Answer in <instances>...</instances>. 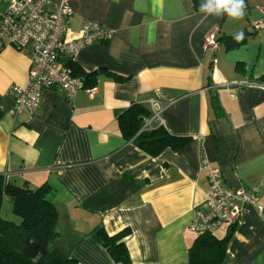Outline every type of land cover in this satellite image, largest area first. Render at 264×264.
<instances>
[{
  "label": "crops",
  "instance_id": "crops-1",
  "mask_svg": "<svg viewBox=\"0 0 264 264\" xmlns=\"http://www.w3.org/2000/svg\"><path fill=\"white\" fill-rule=\"evenodd\" d=\"M67 1L73 32L85 19L112 31L74 56L94 72L92 96L80 90L69 101L42 87L31 116L13 114L9 88L26 83L32 55L29 45L0 44V173L17 186H49L58 213L50 245L79 264H111L98 231L127 228L132 264H188L196 233L187 224L209 188L204 157L222 184L257 189L221 264H264V30L247 28L264 0H245L242 19L201 12L207 0ZM9 2L0 0V15ZM212 29L218 45L204 49ZM151 99L165 130L187 138L177 149L150 155L122 136L119 115L133 103L151 111Z\"/></svg>",
  "mask_w": 264,
  "mask_h": 264
},
{
  "label": "built area",
  "instance_id": "built-area-1",
  "mask_svg": "<svg viewBox=\"0 0 264 264\" xmlns=\"http://www.w3.org/2000/svg\"><path fill=\"white\" fill-rule=\"evenodd\" d=\"M72 13L67 0L54 3L49 0H10L8 8L0 15V44L16 48L29 45L32 55L26 83L9 88L14 100L13 114L31 116L39 107L42 87L63 89L69 101L80 90L89 96L96 91L95 85L86 86L83 78L72 75L65 61H73L84 46L107 42L112 31L96 21L85 19L79 30L73 32L68 25ZM247 28L264 30V8L258 18L248 22ZM215 33L216 30L212 29L204 35V49L217 47ZM259 86L264 88V83L260 82ZM148 104L151 114L144 120L141 130L162 125L159 117L162 106L153 99ZM200 167L207 170L209 188L203 201L192 208L187 224L189 230L213 232L223 226L236 225L246 206L257 202L256 187L231 188L222 184L219 168L211 166L204 157Z\"/></svg>",
  "mask_w": 264,
  "mask_h": 264
},
{
  "label": "trees",
  "instance_id": "trees-1",
  "mask_svg": "<svg viewBox=\"0 0 264 264\" xmlns=\"http://www.w3.org/2000/svg\"><path fill=\"white\" fill-rule=\"evenodd\" d=\"M240 37L241 34L227 38L230 43L237 42ZM65 65L72 75L83 78L85 84H94V72H85L69 59ZM150 114L142 104H130L118 117L122 136L126 140H136L137 145L150 155L158 154L167 146L177 149L186 141V137L168 133L163 125H152L141 130L144 120ZM49 191L46 184L35 189L14 185L0 173V264H79L50 245L57 235L55 226L58 213L55 205L47 198ZM6 197L12 202L11 217L1 213L2 202ZM234 227L225 226L220 235L215 233L216 230L196 233L188 247V264H221ZM98 233L111 264H132L125 243H117L129 233V229L124 228L112 235L103 229Z\"/></svg>",
  "mask_w": 264,
  "mask_h": 264
},
{
  "label": "clouds",
  "instance_id": "clouds-1",
  "mask_svg": "<svg viewBox=\"0 0 264 264\" xmlns=\"http://www.w3.org/2000/svg\"><path fill=\"white\" fill-rule=\"evenodd\" d=\"M245 8V0H207V3L200 7V11L208 14L215 13L217 16L224 11L229 17L242 19Z\"/></svg>",
  "mask_w": 264,
  "mask_h": 264
},
{
  "label": "rangeland",
  "instance_id": "rangeland-1",
  "mask_svg": "<svg viewBox=\"0 0 264 264\" xmlns=\"http://www.w3.org/2000/svg\"><path fill=\"white\" fill-rule=\"evenodd\" d=\"M5 203H8V202L5 201ZM5 203H4V204H5ZM8 205H9V203H8ZM6 208H8V207H7V205L5 204V206H3V215H4V216H5V211H4V210H5ZM9 212H10V211H9ZM8 215H9V216H7V217H11V216H12L11 213H9ZM10 215H11V216H10ZM13 219H14V217H13ZM216 233H217V235H220V232L217 231Z\"/></svg>",
  "mask_w": 264,
  "mask_h": 264
},
{
  "label": "water",
  "instance_id": "water-1",
  "mask_svg": "<svg viewBox=\"0 0 264 264\" xmlns=\"http://www.w3.org/2000/svg\"><path fill=\"white\" fill-rule=\"evenodd\" d=\"M123 242V239H120L117 243Z\"/></svg>",
  "mask_w": 264,
  "mask_h": 264
}]
</instances>
